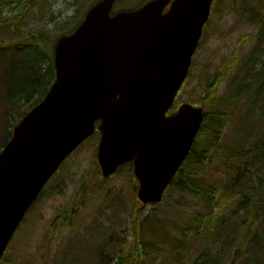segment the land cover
Here are the masks:
<instances>
[{
    "label": "rangeland",
    "instance_id": "374dc122",
    "mask_svg": "<svg viewBox=\"0 0 264 264\" xmlns=\"http://www.w3.org/2000/svg\"><path fill=\"white\" fill-rule=\"evenodd\" d=\"M95 1L31 0L27 9L22 5L5 11L14 20L7 22V29L17 35L7 29L0 33V147L30 106L11 108L6 101V85L20 57L8 52L7 44L21 37L32 41L35 29H41L46 33L40 42L46 47L62 31L73 30ZM136 1L118 0L115 7H131ZM18 14H24L21 23L16 20ZM211 14L186 84L171 111L184 102L202 103L211 111V121L216 113L211 95L215 101L227 96L232 116L223 132L224 145L203 170V177L220 187L212 206L208 199L179 190L172 183L159 204L141 208L139 182L131 164L123 165L113 177L101 175L97 134L74 151L52 177L0 264H141L143 260L129 255L133 248L138 254L141 248L149 252L143 264H256V256L260 259L257 264H264L260 249L252 250L250 237L264 235V216L260 214L264 162L250 163L247 168L242 164L244 186L233 195L223 160L235 149L246 152L264 142V97L255 103L249 92L243 99L238 97L240 85L251 83L256 71H263L257 60H251L264 59V45L259 42L264 0H215ZM249 87L247 91L253 93L255 88ZM237 174L236 170L233 177ZM138 240L146 242L145 248Z\"/></svg>",
    "mask_w": 264,
    "mask_h": 264
},
{
    "label": "water",
    "instance_id": "95a60500",
    "mask_svg": "<svg viewBox=\"0 0 264 264\" xmlns=\"http://www.w3.org/2000/svg\"><path fill=\"white\" fill-rule=\"evenodd\" d=\"M115 2L100 0L72 34L57 39L51 89L0 151V262L28 209L96 121L103 175L134 161L145 205L162 200L190 154L204 108L188 102L167 111L189 74L213 0H150L112 14Z\"/></svg>",
    "mask_w": 264,
    "mask_h": 264
},
{
    "label": "trees",
    "instance_id": "16d2710c",
    "mask_svg": "<svg viewBox=\"0 0 264 264\" xmlns=\"http://www.w3.org/2000/svg\"><path fill=\"white\" fill-rule=\"evenodd\" d=\"M138 1V0H137ZM135 2L139 7L140 4L148 1V0H139V2ZM31 0H0V33L4 32L7 29V22L14 21L10 16L6 15L8 9H16L22 5L26 6V9L31 4ZM139 3V4H138ZM135 7V6H133ZM17 22L21 23V19L24 18V14L16 15ZM260 36L259 42L264 45V15L260 20ZM9 33L16 37V31L13 29H7ZM72 31V30H71ZM70 31V32H71ZM63 33H67L62 31ZM46 32L41 29L33 32V39L26 42L22 37L17 40H12L7 45V51L10 53H19V58L14 64V68L10 74L9 80L6 85V101H9V105L11 108H20V106H26L30 104L29 108L33 106L35 103L41 101L42 97L48 92L50 85L52 84L53 79H55V66H54V39L51 40L50 44L45 43L46 47H44L41 41V35ZM42 41H45L43 39ZM264 52V51H263ZM258 61V64H261L262 70L264 71V59H256L253 57L251 61ZM256 71L254 80L245 84L244 82L240 85L238 89V97L239 99L247 96L246 92L251 94L252 102L258 101L264 97V72ZM251 86V87H249ZM252 89L255 88L254 92L251 93L247 91V88ZM207 93L204 91L202 93L203 97H205ZM211 100L214 104L215 108V116H212L213 119L208 120L209 113L211 111L205 112L206 119L202 125L201 131L197 136L196 141L193 144L192 151L187 160L186 169L183 167L180 168L177 174L176 180L174 184L178 187V189L189 192L191 194H195L202 199H208L210 205L212 206V202L214 201V197L220 190L215 183L203 177L204 168H207V165L218 157L217 149L221 148L224 144L222 142V136L225 129V125L230 122V118L232 116L229 111L230 103L228 102L227 96L223 94L220 99H213V95H211ZM249 103L248 100H245V105ZM202 104V103H201ZM205 106V105H204ZM206 109V107H205ZM27 111V109H26ZM11 125H13L11 123ZM12 131L9 132V137L5 140L4 145L8 142L10 137L12 136ZM261 144V145H260ZM3 147H0V151ZM228 159V160H227ZM224 160V169L227 170L228 175L230 176L229 181H231L230 191H233L232 194H236L238 190H241L244 184L241 181L243 167L242 164L247 165L250 163L256 164L257 161L264 162V142H259L253 148L245 151L236 150L232 154H227ZM227 160V161H225ZM255 160V161H254ZM237 170V175L233 177L234 172ZM247 196L241 197L243 201L248 202ZM253 206V205H251ZM261 216H264V206L260 212ZM252 237L253 245L251 246L252 250L256 252L255 247L260 249L262 253V257L264 259V235L255 234ZM143 241V240H142ZM138 242H140L138 240ZM141 243V242H140ZM143 241L141 244H145ZM147 246V245H146ZM145 248V245H144ZM135 248L130 251L131 257H137V260H144L145 254L149 252L146 249L141 248L140 253L135 252ZM128 255V256H129ZM259 257L256 256L255 262L256 264L259 262ZM143 262L141 264H143Z\"/></svg>",
    "mask_w": 264,
    "mask_h": 264
},
{
    "label": "flooded vegetation",
    "instance_id": "af4514ba",
    "mask_svg": "<svg viewBox=\"0 0 264 264\" xmlns=\"http://www.w3.org/2000/svg\"><path fill=\"white\" fill-rule=\"evenodd\" d=\"M99 124H100V122H97L96 123V128H95V133L92 135V136H95V135H99V140H98V142L100 141V137H101V131H99ZM91 136V137H92ZM91 137H89V138H91Z\"/></svg>",
    "mask_w": 264,
    "mask_h": 264
}]
</instances>
